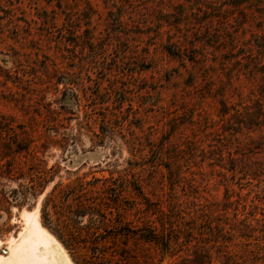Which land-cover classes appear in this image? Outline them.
Returning <instances> with one entry per match:
<instances>
[{
  "label": "rangeland",
  "instance_id": "rangeland-1",
  "mask_svg": "<svg viewBox=\"0 0 264 264\" xmlns=\"http://www.w3.org/2000/svg\"><path fill=\"white\" fill-rule=\"evenodd\" d=\"M263 49L264 0H0V254L25 212L36 207L44 226L42 200L56 182L115 177L132 163L121 223L101 231L100 251L72 256L60 244L73 264H188L182 217L220 205L226 178L243 197L264 185ZM140 147L151 148L144 159ZM156 159L180 178L173 186L163 165L148 167ZM244 211L231 224L253 249L264 244L254 219L264 200ZM245 217L250 229L236 224ZM124 225L163 238L123 236ZM229 250L264 264L243 246Z\"/></svg>",
  "mask_w": 264,
  "mask_h": 264
},
{
  "label": "trees",
  "instance_id": "trees-1",
  "mask_svg": "<svg viewBox=\"0 0 264 264\" xmlns=\"http://www.w3.org/2000/svg\"><path fill=\"white\" fill-rule=\"evenodd\" d=\"M250 2H253V0H250ZM66 30L70 32V28H66ZM63 33L64 31L61 30V36H63ZM74 43L75 40L73 42H67L66 45L74 46ZM260 51H262L260 53L262 55L264 49ZM67 52H69L68 48ZM255 64L262 67L260 72L264 74V62H256ZM249 75L251 74L249 73ZM262 93H264V88ZM261 112L264 115V107H262ZM113 134V131L107 133L102 132L104 138L110 137ZM144 150V147L137 149L141 159L146 158V155H149L151 152L150 147L147 148V153ZM135 153L136 151L131 152L132 156H136ZM150 163L152 164L148 167L151 170L158 165H163L162 167L167 170L165 176L169 180L170 185L173 186L180 179L177 176H171L169 164H164L158 159ZM136 168V165L130 163L129 167L117 171L118 174L115 177L112 173L108 177L99 178L93 176L90 179L86 175H77L67 182H56L42 200L40 214L43 225L58 238L49 231L58 241L60 240L72 256L77 253V250L85 246L89 250L100 251L102 243L105 242L101 237V231L111 233V228H116V226H113L114 222L121 223V220L117 219L121 211L117 200L120 198V194L130 184L128 176H135ZM225 169L226 171L235 172L233 168ZM48 173L49 170L42 172V174ZM39 178L44 181L46 177L39 176ZM224 181L226 183L222 185H224L225 196L220 205L219 203L216 206L213 203L202 204L201 206H196L188 218L182 217V248L187 252L188 249H194V253L187 259L188 264H247L248 261L246 262L247 259L245 260L243 255H238L229 250L231 244L237 247L243 246L245 258L246 254L251 252L257 257H264V244L259 245V242H255L254 248L250 249L249 245L251 237L253 236L246 233L237 236L235 233V225L231 224L232 218L234 220L238 219L237 214L240 210L244 213L247 206L258 207V204L262 203V200H264V185L261 187L255 186L259 187L260 190L249 188V191L246 193L247 196L252 191H255V193L248 202L247 196H241L239 190L237 192L234 191L229 179L226 178ZM38 183L36 184L37 187L40 186V182ZM249 183L251 184L252 182ZM36 186L32 183L29 188L36 190ZM241 188L242 186L239 187V189ZM135 189L138 191L140 200H145L146 202L141 188L138 186ZM233 192H235L238 198L232 199ZM255 201L258 203H255ZM145 204L148 206L147 202ZM140 205H142L141 202ZM230 211H232L233 217H230ZM85 217H87L86 223H83L82 220ZM252 217L254 218V215ZM246 219L247 217L245 219H239L236 224L242 223L244 220L242 224L250 229V223ZM254 219L262 221V227L264 228V214L263 218ZM122 228L128 230V232H120L123 236H138V239L146 242H159V238H161V234L154 232L150 227L143 230L139 229L140 232L137 231L138 229L130 230L129 226L126 225L122 226ZM232 236L238 237V243L233 242L232 238H230ZM178 240V234L175 236L171 235L168 238V242L170 243H177ZM253 240L259 239L254 238Z\"/></svg>",
  "mask_w": 264,
  "mask_h": 264
},
{
  "label": "bare ground",
  "instance_id": "bare-ground-1",
  "mask_svg": "<svg viewBox=\"0 0 264 264\" xmlns=\"http://www.w3.org/2000/svg\"><path fill=\"white\" fill-rule=\"evenodd\" d=\"M24 216L25 226L9 239L0 264H73L60 242L41 225L36 207Z\"/></svg>",
  "mask_w": 264,
  "mask_h": 264
}]
</instances>
